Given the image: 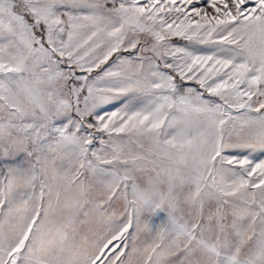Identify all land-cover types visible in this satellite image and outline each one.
<instances>
[{
    "label": "snow or ice",
    "instance_id": "6c2138e0",
    "mask_svg": "<svg viewBox=\"0 0 264 264\" xmlns=\"http://www.w3.org/2000/svg\"><path fill=\"white\" fill-rule=\"evenodd\" d=\"M0 264H264V0H0Z\"/></svg>",
    "mask_w": 264,
    "mask_h": 264
}]
</instances>
